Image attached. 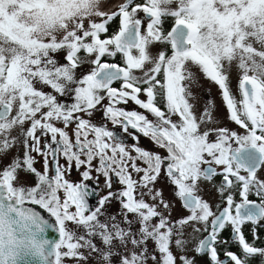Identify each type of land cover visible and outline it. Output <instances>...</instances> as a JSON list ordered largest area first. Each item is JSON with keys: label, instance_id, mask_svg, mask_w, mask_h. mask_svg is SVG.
Here are the masks:
<instances>
[{"label": "snow or ice", "instance_id": "6c2138e0", "mask_svg": "<svg viewBox=\"0 0 264 264\" xmlns=\"http://www.w3.org/2000/svg\"><path fill=\"white\" fill-rule=\"evenodd\" d=\"M0 264H264V0H0Z\"/></svg>", "mask_w": 264, "mask_h": 264}, {"label": "rangeland", "instance_id": "374dc122", "mask_svg": "<svg viewBox=\"0 0 264 264\" xmlns=\"http://www.w3.org/2000/svg\"><path fill=\"white\" fill-rule=\"evenodd\" d=\"M232 88L233 90L236 89L235 77H233ZM194 93L197 96L198 105H203L204 103H206L208 99H211L217 105H220V95H219L218 88L214 84H212L210 81H207L203 79L202 77L200 78L199 85L194 88ZM218 116L224 124H227V126L232 127V128L236 127L234 124L229 123L225 119V112L222 106L219 109ZM212 198L215 199V197H212Z\"/></svg>", "mask_w": 264, "mask_h": 264}, {"label": "flooded vegetation", "instance_id": "af4514ba", "mask_svg": "<svg viewBox=\"0 0 264 264\" xmlns=\"http://www.w3.org/2000/svg\"><path fill=\"white\" fill-rule=\"evenodd\" d=\"M94 119L96 120V122H100L101 117L99 116V114H97ZM109 127H111V125H109ZM129 142H131V141L129 140ZM142 143H144L145 146H150V142H148V141H142ZM73 175L75 176V173ZM93 203H95V199H93Z\"/></svg>", "mask_w": 264, "mask_h": 264}]
</instances>
